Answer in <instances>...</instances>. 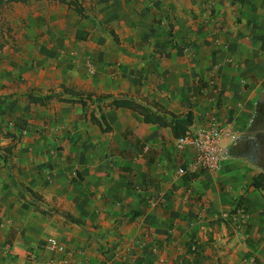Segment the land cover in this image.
<instances>
[{"label":"crops","instance_id":"0c3cea01","mask_svg":"<svg viewBox=\"0 0 264 264\" xmlns=\"http://www.w3.org/2000/svg\"><path fill=\"white\" fill-rule=\"evenodd\" d=\"M78 2L84 18L28 1L26 39L41 44L0 55V126H17L0 155V264H264V190L251 186L264 175V0ZM69 83L190 111L193 124L232 120L236 137L218 170L179 176L168 128L107 101L29 102L30 88ZM239 201L250 221L237 231L219 216Z\"/></svg>","mask_w":264,"mask_h":264},{"label":"built area","instance_id":"2783aa9c","mask_svg":"<svg viewBox=\"0 0 264 264\" xmlns=\"http://www.w3.org/2000/svg\"><path fill=\"white\" fill-rule=\"evenodd\" d=\"M207 84L213 88L216 86V81L212 78ZM235 137L236 131L232 120L219 123L212 117L198 124L192 123L184 135L173 141L174 150L182 157V161L176 167V173L179 176L193 178L204 172L218 170L223 156L224 142L233 141ZM249 213L245 203L239 201L232 211L221 213L219 217L231 222L234 229L239 231L249 224ZM47 247L54 252H64L63 245L56 238H48ZM30 257L34 258L33 255Z\"/></svg>","mask_w":264,"mask_h":264},{"label":"trees","instance_id":"16d2710c","mask_svg":"<svg viewBox=\"0 0 264 264\" xmlns=\"http://www.w3.org/2000/svg\"><path fill=\"white\" fill-rule=\"evenodd\" d=\"M30 0H0V9L7 4L11 3H27ZM37 1V0H35ZM56 1L58 3L64 4L68 9L74 11L80 18H84L82 7L80 6L78 0H50ZM238 4H242L243 0H236ZM2 46V44H0ZM63 88V93H68V98L60 97V94H47L45 96H37L30 92H28L29 101L33 104L45 106L49 101L54 99L58 102L63 103H77L82 107L86 106V101L83 98V94L80 91H69L65 88V86H61ZM86 99L93 100L91 94L86 95ZM96 102L107 101V106L110 108H123L131 110L137 113L142 117V121L145 124H153L158 125L163 128H168L171 131L172 137L177 139L184 135L187 131L188 127L193 123V115L190 111L184 113H173L160 104L156 102L149 101L145 98H131L127 95L120 94L119 96H113L110 94H102L95 97ZM90 121L97 125L101 132L110 131V127L106 123L104 116L101 114L100 118H96L92 113H90ZM9 137H12L9 134ZM11 148V147H10ZM10 148H6L7 153L10 152ZM3 162H6V158L4 156L1 157ZM263 181V182H262ZM251 186L257 190H264V175L258 174L253 176L251 181ZM30 192V190L27 189ZM32 193V192H30ZM182 263L186 264L185 259H182Z\"/></svg>","mask_w":264,"mask_h":264},{"label":"rangeland","instance_id":"374dc122","mask_svg":"<svg viewBox=\"0 0 264 264\" xmlns=\"http://www.w3.org/2000/svg\"><path fill=\"white\" fill-rule=\"evenodd\" d=\"M28 11H30V8L27 6L26 3L24 4L11 3V4L4 5L0 9V44H2V46H0L1 56L9 55V56L14 57L18 61L20 58H24L29 53H32L34 46L41 44L40 42H38L39 41L38 37H35L33 39H26V38H29V36H27V33L24 28L25 27L24 24L26 22V16L28 14ZM27 41L32 43L30 45L32 46L30 49L27 48L29 45L27 44ZM89 64L90 66L86 64L84 69L88 74H91L93 64L92 63H89ZM28 65H29V69L33 70L34 65L38 66V63H36L35 59H32L30 62H28ZM114 68L117 70V69H120V66L116 65ZM61 86H65L68 92L69 91H75V92L80 91L83 94V98L86 101V105L87 103L91 105L94 104V102H96L95 97L102 95V94H98L94 90L77 88L76 85L71 84V83L65 84V85L59 84L58 86H55L54 88H50L46 90L42 88H38V87L30 88L29 92L37 96H45L47 94L53 93V94H60V97L62 98H68L69 94L63 93V88ZM87 94L92 95V99H93L92 101L86 99ZM129 97L138 98L133 95H130ZM54 98L55 97H53L51 101L55 100ZM139 98H142V97H139ZM51 101H49L45 106L49 105ZM101 102L104 103L105 101H101ZM33 105H36V104H33ZM262 121H264V119ZM12 125L13 126L11 127L5 126V128L0 126V155L2 156H4L7 153L6 148H10L11 146H13L14 140L16 139V136L13 139H10L9 137L10 131L8 130V127L12 129L17 127L16 124L15 125L12 124ZM20 127H22L21 123L18 125V128ZM1 138H6L10 140V143L8 144L1 143ZM260 138H261V141L259 143L260 147L258 148L255 147L254 151L257 153L256 154L258 156L257 159L262 163V165H264V134L261 135Z\"/></svg>","mask_w":264,"mask_h":264}]
</instances>
